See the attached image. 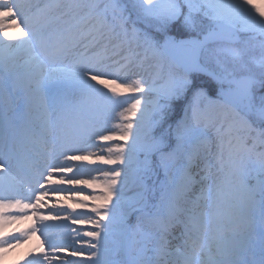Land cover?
Masks as SVG:
<instances>
[{
  "label": "snow or ice",
  "instance_id": "6c2138e0",
  "mask_svg": "<svg viewBox=\"0 0 264 264\" xmlns=\"http://www.w3.org/2000/svg\"><path fill=\"white\" fill-rule=\"evenodd\" d=\"M32 237L27 264H264L256 0H0V259Z\"/></svg>",
  "mask_w": 264,
  "mask_h": 264
},
{
  "label": "bare ground",
  "instance_id": "6f19581e",
  "mask_svg": "<svg viewBox=\"0 0 264 264\" xmlns=\"http://www.w3.org/2000/svg\"><path fill=\"white\" fill-rule=\"evenodd\" d=\"M64 187H73V186L65 185ZM75 187L80 188L82 186L76 185ZM52 195L55 196L56 199H58L60 202H62V199H64V196L67 194L66 193H60V194H52ZM64 200H66V199H64ZM66 201H68V200H66ZM68 202L70 204H72V201H68ZM59 203H57V205H60ZM60 210H64L66 212H72L71 210L66 209V208H60L59 210H52V211L49 210L48 208H45V209H42V212H44L45 214H52L54 211H60ZM81 210L86 211V209H81ZM72 213L76 214L74 212H72ZM67 222H69V221H67ZM30 223L31 222H21L18 224H13L11 227L6 229V231L4 232V235L8 238H11V236L17 235L21 230H26L30 226ZM64 225L65 224H60V223L54 224L53 223V225H51L49 228V235L51 236V238L53 240L56 238H60V237L62 239H65V240H70V239H72V241L79 240L81 245L79 247H75V248H83L84 254L86 255L87 254V248H86L85 242L88 240V238L87 237H83V238L75 237V233H73L71 231V229L75 228L78 230H84L88 226L80 224L79 226L66 225V227H65ZM50 233H52V234H50ZM37 235L39 236V233H37ZM73 237H75V240L73 239ZM43 239H44V237L40 236V241H43ZM38 243H39V241H37L36 237H32V239L29 242H26V243L20 245L18 248L14 249V250L13 249H7L4 256H3V259H0V264H27V261L29 259H32L34 256L38 255V253L33 251V249H35L37 247ZM61 244L65 245L69 250H71L74 247L73 245H70L67 243H61ZM60 257H61V260L55 262V264H64V263H62L63 257L62 256H60ZM65 257L70 258V256H68V255Z\"/></svg>",
  "mask_w": 264,
  "mask_h": 264
},
{
  "label": "rangeland",
  "instance_id": "374dc122",
  "mask_svg": "<svg viewBox=\"0 0 264 264\" xmlns=\"http://www.w3.org/2000/svg\"><path fill=\"white\" fill-rule=\"evenodd\" d=\"M149 58L147 60L143 61V65L142 66H138L137 70L138 72L144 76L145 79H148L149 81H151L152 78L157 77L158 75V82L163 84L164 80H165V75L167 74V64H163L162 66L158 67V64L160 63L159 61H157L156 59L151 57V54H148ZM143 57V53L141 52V58ZM48 200V209L50 210H54L56 209L55 206V202L54 200V196L50 195L48 198H46ZM73 212H77L78 209L77 208H70ZM47 225H51L53 223H51V221H46L45 222ZM70 225H76L78 226V224H72L69 223ZM52 234V233H50ZM55 241H57L58 243L61 244V238L59 239H55ZM70 244H73L74 247H79V245H81L80 242L77 241H71L69 240ZM69 250V249H68ZM70 251V250H69ZM60 255H62L63 259H62V263L66 264V261L68 260H80L82 259V256H77V257H72L70 256V258H66L65 255H67L65 252H61ZM64 255V256H63ZM60 263V262H59Z\"/></svg>",
  "mask_w": 264,
  "mask_h": 264
},
{
  "label": "trees",
  "instance_id": "16d2710c",
  "mask_svg": "<svg viewBox=\"0 0 264 264\" xmlns=\"http://www.w3.org/2000/svg\"><path fill=\"white\" fill-rule=\"evenodd\" d=\"M256 3L258 4L259 7L264 8V0H256ZM255 55H256L257 57L259 56V49H258V47H257V49H256ZM176 112H177V109H176L175 112L173 113V117H174V115L176 114Z\"/></svg>",
  "mask_w": 264,
  "mask_h": 264
}]
</instances>
